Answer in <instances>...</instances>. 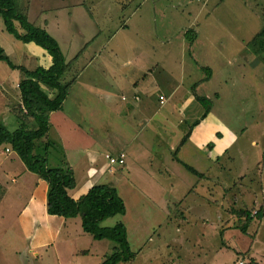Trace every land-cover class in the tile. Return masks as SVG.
Returning <instances> with one entry per match:
<instances>
[{
	"label": "crops",
	"instance_id": "crops-1",
	"mask_svg": "<svg viewBox=\"0 0 264 264\" xmlns=\"http://www.w3.org/2000/svg\"><path fill=\"white\" fill-rule=\"evenodd\" d=\"M20 1L28 20L40 18V24L57 40L66 61L77 57L65 74L66 80L75 74L74 82L62 108L49 113L47 132L73 172L75 186L68 194L77 199L94 184L116 188L125 212L106 218L100 225H125L130 249L135 252L130 261L146 249L145 236H152L157 227L166 224L171 228V235H166L169 249L176 257H166L164 264H240L237 257L244 261V254L249 261L254 259L249 264H260L264 260V240L258 239L257 231L246 244L249 224L243 231L244 225L236 224L234 216L238 209L261 208L258 222L264 226V83L261 90L255 89L256 118L251 122L234 126L226 112L229 103L219 107L227 96L234 95L230 90L237 84L239 90L251 84L255 72L264 80V64L241 56L251 37L212 35L205 43L200 41L201 35L194 41H186L181 35L173 37L170 13L166 12L197 0H141L129 7L125 22L120 24L124 12L109 0ZM136 17L138 21L143 18L138 27ZM8 33L0 19V45L10 59L8 50L17 55L18 61L11 59L15 64L28 69L50 64V55L39 45L19 44ZM133 34L140 38H132ZM228 37L233 45H228ZM194 58L207 62L198 63ZM202 64L211 72L204 74ZM232 71L240 77L235 78ZM12 75L18 85L20 71L0 60V83ZM231 81L233 86L229 85ZM196 95L212 98L206 115ZM10 152L9 145H0V153ZM121 152L125 156L123 164H112L106 158V154ZM55 162L58 160L54 157L53 165ZM2 164L9 170L13 166L34 173L20 157L0 159V169ZM250 174L253 178L248 177ZM2 178L0 185L5 190L0 202L8 194L3 183L8 171ZM43 181L41 203L48 217V184ZM9 182L17 179L10 176ZM209 183L220 186L222 193L201 194L200 189ZM16 192L20 198L26 196L22 188ZM221 202L228 204L222 206ZM204 203L212 205L204 210ZM187 220L192 226L183 228ZM59 224L60 220H54L52 226L58 230ZM48 228L49 224L44 229L52 232ZM258 242L261 247L255 246ZM89 252L83 249L80 253Z\"/></svg>",
	"mask_w": 264,
	"mask_h": 264
},
{
	"label": "rangeland",
	"instance_id": "rangeland-1",
	"mask_svg": "<svg viewBox=\"0 0 264 264\" xmlns=\"http://www.w3.org/2000/svg\"><path fill=\"white\" fill-rule=\"evenodd\" d=\"M139 1L141 0H109L107 2L112 6H119V8L130 3V5L127 8L125 7L122 11L124 15L119 20L120 24L125 22L129 7L132 4H137ZM205 1L206 3H203ZM204 4H206L205 8ZM146 5L144 6L147 7ZM175 8L176 7H172L170 12H166V14L170 13L169 15L172 22L171 34L173 37L181 35L186 39L187 36L195 32L193 35H201L199 38L203 36L200 41L204 43L205 41L210 42L209 40L212 38V35L222 36V38L226 36H236L240 39H250V37L252 38L254 34L264 27V0H197L192 4L187 3L181 5L180 8H176L178 11H175ZM143 12L144 10L142 7L140 14L142 15ZM142 20L143 18L138 21L136 17L134 19L135 26L138 27ZM226 21H229L228 25H226ZM108 28L110 29L111 27ZM83 33L85 34L83 37L86 38L87 31ZM144 33L147 34V30ZM9 36H11L10 38L14 42L22 44L21 41L15 39L11 34H9ZM137 37L140 38L138 35L133 34L132 36V38ZM187 39L191 40L188 37ZM187 39L186 41H188ZM226 39L228 40V45H233L229 43V40L232 39L229 37ZM233 40L235 43V39ZM245 46L247 47V43ZM246 47L242 50L241 56L245 59L257 60L259 57L257 58V56L251 53ZM40 48L42 49V47ZM8 53L11 55V59L14 62L18 61L16 54L10 52V50H8ZM194 59L198 63L207 62V60L202 58ZM27 66L31 67L29 64H27ZM202 72L205 74V71L202 70ZM210 72L211 71L208 70L206 74ZM233 75L235 78L240 77L239 73L236 71L233 72ZM253 77L254 80L251 84L245 85L246 87L242 90L237 88L240 87V85L237 84L235 89L230 90L234 92V95L232 97L227 96V101L223 100L219 103V107H225L227 103H229V108L226 112L228 113V119L232 120L234 126L244 125L246 122H251L252 117L256 118L254 109L257 99L254 95L255 89L261 90L264 80L263 75L259 72H255ZM0 80H2V78ZM4 80L7 81V77H5ZM233 81L229 83L230 86H233ZM44 88L48 90L47 87L44 86ZM19 100L17 83L15 81V76L12 75L11 78H8L7 82L0 83V123L9 130L15 129L20 124V119L17 116L19 112L16 108L17 104L20 103ZM27 125L33 128L35 124L30 120ZM59 153L60 152L54 148H50L47 155L48 164L50 166L57 164L55 162L53 165V160L55 157L59 161L61 157ZM10 157L19 160L15 151L0 153L1 161ZM1 169H5L6 171ZM1 169V180L8 171V179L3 182L8 187V194L0 202V264H97L110 253L114 242L105 238L95 240L89 234L82 232L79 217L64 218L50 215L46 217L44 205L41 203V189L44 182L41 177L35 173L21 172L19 167L13 168V166H11L10 172L6 164H2ZM10 176H14L17 182L10 183ZM248 177L253 178V174L248 175ZM21 188L26 192V196L23 198L18 197V192H16V189ZM200 190H202L201 194L206 197L207 195L213 196L214 192L216 195L222 193L220 186H211L210 183L204 189L202 188ZM258 191L260 192V189ZM30 193H32L31 200L29 198ZM231 199L232 196L228 198V200ZM204 204V210H206V208L208 209V205H212L209 203ZM226 204L228 203L221 202L222 206H226ZM248 210L251 212L250 216L252 219L249 221L248 231L250 234L247 232L246 244L251 237L256 236L257 231L258 239L261 241L264 240V238H262L264 237V226L258 222L257 214L252 215L257 208L252 207ZM234 217L236 224L239 225H242L243 221L246 219L244 215L239 216L237 213ZM54 220H60V224L58 225L59 231L52 226ZM107 220V222L113 221V219ZM48 224V229H52V232H47L44 229L45 226L48 227ZM190 225L191 220H187L183 228ZM170 230L171 228L166 224H161V227L159 229L157 227L152 236L149 235L151 237L145 236L144 240L148 241L146 249L139 253L134 261L121 262L118 264H164L166 257L169 260L174 259L176 253L171 252V249H169L168 244L170 238L166 236L171 235L169 234ZM258 244L260 247L262 246L260 242L255 244V246ZM83 249H89V255L80 253ZM221 255L222 254L219 256ZM243 257L244 261L241 260V257H237V262L249 264L251 260H254L251 259L249 261L245 257V254ZM217 260L220 262L225 261V259ZM224 264H233V261L225 262ZM260 264H264V260Z\"/></svg>",
	"mask_w": 264,
	"mask_h": 264
},
{
	"label": "trees",
	"instance_id": "trees-1",
	"mask_svg": "<svg viewBox=\"0 0 264 264\" xmlns=\"http://www.w3.org/2000/svg\"><path fill=\"white\" fill-rule=\"evenodd\" d=\"M21 4L20 0H0V19L4 29L19 41L33 42L42 47L50 55L51 62L48 66L38 65L34 69H28L23 65L15 64L0 45V60L5 61L10 68L18 69L22 74L17 85L20 103L16 106L20 124L15 129L9 130L0 123V145H9L29 171L36 173L47 182L48 214L64 218L79 217L84 233L94 239L105 238L114 242L110 253L100 264L130 261L134 259L135 252L130 249L125 225L122 222L112 226L100 225V222L106 218L125 212L124 201L116 188L106 183L94 184L84 194L74 199L68 194V190L75 186V178L72 170L65 164L63 155L57 165L48 164L47 155L50 148L60 151L57 143L47 137L49 113L62 108L69 86L75 79L73 74L70 80H66L65 74L71 69L77 57L66 61L57 40L40 24V18L30 22ZM129 5L130 3L122 6L121 9L124 10ZM192 35L187 36L190 41L197 37ZM247 48L264 64V27L247 42ZM201 68L205 72L210 70L203 64ZM196 99L204 108L203 115H206L211 109L212 98L196 95ZM30 120L35 124L33 128L27 125ZM185 165L190 171L197 173L194 168ZM4 190L0 185V199ZM237 213L246 217L242 223L244 226L241 227L245 231L252 219L251 212L248 209H238ZM256 214L259 219L261 208H257Z\"/></svg>",
	"mask_w": 264,
	"mask_h": 264
},
{
	"label": "built area",
	"instance_id": "built-area-1",
	"mask_svg": "<svg viewBox=\"0 0 264 264\" xmlns=\"http://www.w3.org/2000/svg\"><path fill=\"white\" fill-rule=\"evenodd\" d=\"M106 158L108 159V161L110 162V163H118V164H123L124 163V158H125V156H124V153L123 152H121V153H119L118 155H110V154H106ZM256 214V210L252 213V215H255ZM239 263H241V262H239Z\"/></svg>",
	"mask_w": 264,
	"mask_h": 264
}]
</instances>
